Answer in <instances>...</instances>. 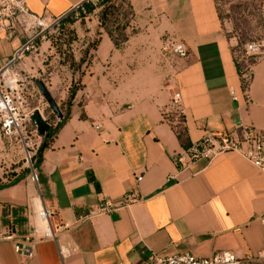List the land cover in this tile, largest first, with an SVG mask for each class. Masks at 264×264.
<instances>
[{
	"label": "crops",
	"instance_id": "1",
	"mask_svg": "<svg viewBox=\"0 0 264 264\" xmlns=\"http://www.w3.org/2000/svg\"><path fill=\"white\" fill-rule=\"evenodd\" d=\"M87 1L97 3L26 4L38 16L63 18ZM114 2L127 12L122 35L107 33L97 8L74 25V67L56 64L46 43L23 65L26 76L64 106L62 120L68 117L42 154L37 183L29 168L17 171L0 132V264H141L150 253L255 258L264 250V173L237 153L200 160L183 173L173 158L208 133L264 135V49L244 55L228 36L219 0ZM167 37L183 43L188 56L173 54ZM21 44L17 37L0 39V63ZM176 93L183 108L180 137L164 115ZM134 191L142 201L130 208L80 220L102 201ZM42 209L63 231L17 253V245L45 230L37 217ZM59 246L71 255L61 258Z\"/></svg>",
	"mask_w": 264,
	"mask_h": 264
},
{
	"label": "built area",
	"instance_id": "2",
	"mask_svg": "<svg viewBox=\"0 0 264 264\" xmlns=\"http://www.w3.org/2000/svg\"><path fill=\"white\" fill-rule=\"evenodd\" d=\"M70 14L78 20L79 12L72 11ZM69 14V15H70ZM67 15V16H69ZM52 18L38 16L30 11L26 0H0V39L9 40L19 38L22 44L14 54L3 63H0V132L5 140V145L14 157L21 156L31 171V180L37 183V174L34 165L40 148L44 142L45 135L39 134L37 127L32 122V115L37 110L31 109L27 89L23 84V79L17 69V64L23 63L29 56L39 51V42L46 39L49 29L58 21L66 18ZM165 45L169 50L180 58H186L187 50L183 43L174 38L167 37ZM264 49L263 41H253L244 48L246 57L257 56ZM249 78V74H246ZM38 112V111H37ZM175 114L176 121L171 120L168 115ZM165 121L171 125L174 132L180 136L182 129L183 108L181 95H173L169 105L164 111ZM225 153H237L250 162L255 168L264 173V135L253 129H244L237 136L206 134L201 140L191 143L181 149L173 158V163L180 173L190 170L196 162L208 160L209 162ZM174 177L169 176L168 179ZM143 176H137V184L141 183ZM142 201L138 191L128 193L117 200H105L93 207L80 220H90L100 216L110 215L124 208ZM37 217L45 224L46 228L42 234L36 238L26 240V244L17 245V253L23 254L26 248L31 251L39 241H55L64 226H52L50 223L51 214L48 210L42 209ZM264 228V212L259 218ZM12 238V235H9ZM72 250L59 246L61 258L71 255ZM30 252L27 257L32 256ZM261 261L264 264V250L255 258H237L231 252H221L210 257L199 258L193 255H182L163 258L157 254L150 253L142 260L141 264H253Z\"/></svg>",
	"mask_w": 264,
	"mask_h": 264
},
{
	"label": "rangeland",
	"instance_id": "3",
	"mask_svg": "<svg viewBox=\"0 0 264 264\" xmlns=\"http://www.w3.org/2000/svg\"><path fill=\"white\" fill-rule=\"evenodd\" d=\"M96 2V1H94ZM125 2V1H124ZM220 14L224 20L226 30L228 31V36L230 38H236L239 43V49L242 51L246 44L255 40H264V0H219ZM122 5L119 3L118 10H114V15L111 16V24L115 28L116 33L122 35L120 31V25L125 23V17L127 12L121 13ZM89 15L84 17H79L78 20L75 16H69V18H64L54 24L46 36V39L39 42V51L32 55L36 57L40 54V47L42 44L46 43L51 48L49 52L53 53L56 57V64L69 63L71 67H74L72 62L73 56V42L75 38V23H82ZM73 22H71V20ZM120 24V25H119ZM44 50V49H43ZM31 58L29 56L23 63L17 64V69L21 73L23 84L27 89V94L30 102L31 109L38 108V111L43 119L55 128L59 123L57 116L53 113L49 107L46 99L40 93L36 83L26 76L23 69V65L27 60ZM39 78V77H38ZM60 108L63 116L65 114V108L61 104H57ZM15 168L17 171L28 169V165L25 160L18 156L16 159ZM253 264H263L261 261H256Z\"/></svg>",
	"mask_w": 264,
	"mask_h": 264
},
{
	"label": "trees",
	"instance_id": "4",
	"mask_svg": "<svg viewBox=\"0 0 264 264\" xmlns=\"http://www.w3.org/2000/svg\"><path fill=\"white\" fill-rule=\"evenodd\" d=\"M97 8H100V11L98 12V17L101 23V26L107 31V33L112 37L113 36V31L115 30V28H113L112 24H111V16L114 15V10H118V5H116V3L114 2V0H97V3L94 4L91 1H87L84 2L81 6H79L76 11L79 12L80 17H84L85 15H89L91 13H93ZM119 11V10H118ZM69 16H72V14H70ZM69 16H67L66 18H69ZM74 19L71 20V22H73ZM76 93V89L73 88L70 90L69 92V100L67 102L68 107L70 106L72 100L74 99ZM68 117V113L66 115V117L64 118V120H62L61 122H59L55 128L50 129L49 132V137L47 138L45 136L44 142L40 148V151L38 153V156L36 158V163L34 165V168L37 169V166L39 165V163L41 162L42 159V154L44 152V150L46 148H48L50 142L52 141V139L54 138L57 130L62 126V124L65 122V119ZM182 134H180L181 136ZM179 136V137H180Z\"/></svg>",
	"mask_w": 264,
	"mask_h": 264
},
{
	"label": "water",
	"instance_id": "5",
	"mask_svg": "<svg viewBox=\"0 0 264 264\" xmlns=\"http://www.w3.org/2000/svg\"><path fill=\"white\" fill-rule=\"evenodd\" d=\"M36 86L38 87L40 93L44 96L46 99L49 107L53 111V113L57 116L58 120L61 121L63 119V114L58 107L57 103L51 98L49 92L47 91L45 85L41 81L36 82ZM32 122L37 127L38 132L42 136L49 137V132L51 129V125L47 123L41 114L37 111H35L32 115Z\"/></svg>",
	"mask_w": 264,
	"mask_h": 264
}]
</instances>
